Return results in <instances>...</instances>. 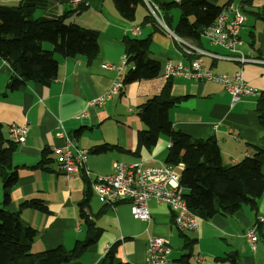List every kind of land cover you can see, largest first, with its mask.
I'll return each instance as SVG.
<instances>
[{"label":"crops","instance_id":"1","mask_svg":"<svg viewBox=\"0 0 264 264\" xmlns=\"http://www.w3.org/2000/svg\"><path fill=\"white\" fill-rule=\"evenodd\" d=\"M82 1L86 3L84 7L74 5L73 0H0V6L21 4L31 8L33 18H57L67 13V23L98 32L99 53L90 64L82 56L64 59L53 54L50 43L41 44L43 52L53 54L58 64L57 76L48 86L25 83L16 90L7 91L6 85L13 73L0 60L2 135L9 139L10 124H26L28 127L26 141L17 144L12 155L17 181L10 190L9 204L3 208L15 212L19 203L29 199L41 201L46 208L45 213L32 209L20 212L22 225L36 231L31 252L41 253L56 247L71 250L77 241L84 240L85 217L81 211L86 207L91 214L88 220L97 228L98 238L78 259L65 264H100L105 247L113 244H117L116 263L147 264L145 250L150 236L167 242L170 247L168 264H179L178 260L185 253L182 236L194 240L191 264H264V193L257 201V216L247 205H242L232 216L215 215L209 220L198 218L197 230L183 233L174 225L173 213L163 204L149 201V219L142 223L131 218L126 201L110 207L91 194L88 180L81 170L71 178L63 179L57 168L56 155L52 153L53 148L62 149L65 145L63 139L56 137L60 127L78 149L89 151L100 145L118 148L101 155L88 153L85 167L93 175L111 174L116 162L164 163L170 144L165 135H160L151 149L139 147L137 150V135L145 128L136 113L147 99L159 95L165 85L171 97L180 98L168 113L172 128L194 139L214 138L223 165H233L247 157L250 152L248 144H256L260 138L254 123L259 96L246 97L232 105L230 95L215 83L196 82L184 77L164 78L165 62L186 66L189 56L183 55L177 42L155 19L143 22V18L150 14L145 5L137 6L135 20L129 22L118 14L111 0ZM206 1L220 5L225 0ZM251 11L264 18V0H253ZM243 14L245 21L240 31L238 51L246 57L264 61V21L252 13ZM172 20L171 29L178 20L174 13ZM135 28L139 29L137 35L133 34ZM146 37L150 39V56L162 64L160 76L124 86L121 93L102 108H90L86 117L76 119L86 102L102 94L109 85L113 71L103 68V64L119 61L125 54L126 39ZM191 45L208 54H229L204 37L198 44ZM200 59L211 73L232 76L240 72L247 85L264 92V62L240 64L208 55ZM44 151L47 164L35 168L43 159ZM173 170L179 174L178 169ZM2 198L0 183V203ZM257 217L262 218V222L257 224V242L253 247L245 232L255 225Z\"/></svg>","mask_w":264,"mask_h":264},{"label":"trees","instance_id":"2","mask_svg":"<svg viewBox=\"0 0 264 264\" xmlns=\"http://www.w3.org/2000/svg\"><path fill=\"white\" fill-rule=\"evenodd\" d=\"M111 1L118 14L129 22H134L137 6L145 5L143 0ZM252 2L225 0L220 5H212L206 0H179L155 3L160 9L162 21L169 29L171 12L177 9L179 17L171 29L172 33L191 44H198L203 29L209 27L228 4L236 3L243 13H252L264 21V18L251 11ZM67 15L33 18L31 8L21 4L15 7L0 6V60L13 73L6 85L7 91L16 90L25 83L48 86L57 76L58 64L53 54L64 59L82 56L87 64L96 59L99 53L98 32L67 23ZM153 19L148 14L143 22ZM42 43H50L53 54L43 52ZM124 44L129 67L122 79L123 86L160 76L162 64L150 56L149 37L129 38ZM179 101L180 98L169 95L168 86L165 85L159 95L147 99L137 108L136 115L145 128L137 135V150L139 147L149 150L155 146L160 135L166 136L170 145L164 163L178 169L179 185L184 192L186 206L199 219L209 220L215 215L232 216L242 205H247L257 216V201L264 193V92L257 100L254 113L259 141L248 144L250 152L247 157L228 166L221 163L219 146L214 138L194 139L172 128L168 113ZM16 147L17 143L3 137L0 126V183L3 188L0 203V264H65L78 259L98 238L99 233L92 221L85 218L86 237L77 241L71 250L56 247L32 253L31 245L36 231L22 225L20 212L32 209L45 213V206L39 200L29 199L19 203L15 212L3 208L9 204L10 190L17 181V168L12 163ZM112 150L118 148L100 145L88 152L101 155ZM44 157L45 151L43 159L35 168L47 164ZM87 184L90 191L88 181ZM255 224H259L257 220ZM182 238L185 253L178 263L191 264L194 240L185 239V236ZM116 247L117 244L110 245L100 264H127L115 262Z\"/></svg>","mask_w":264,"mask_h":264},{"label":"built area","instance_id":"3","mask_svg":"<svg viewBox=\"0 0 264 264\" xmlns=\"http://www.w3.org/2000/svg\"><path fill=\"white\" fill-rule=\"evenodd\" d=\"M152 17L160 24L161 28L172 37L185 56H189L188 65L167 61L163 65V76L166 79L184 77L193 81H209L221 87L230 95L233 105L250 96H260L262 92L247 85L240 72L232 76L226 74H213L202 64L201 57L208 55L215 59L233 60L240 64H261L257 58L246 57L238 51L240 45V31L245 21V16L239 7L228 4L221 9L213 23L204 28L201 37L207 39L211 44L220 46L229 52L228 56L208 54L203 50L195 48L190 42L184 41L168 30L161 18V12L155 2L143 0ZM176 1L179 0H169ZM74 5L85 6L82 0H73ZM139 29L135 28L133 34L137 35ZM127 57L123 54L116 64H104L103 68L113 71V76L106 90L99 96L86 102L84 110L75 116L80 119L87 116V110L102 108L108 101L118 96L123 90L122 79L128 68ZM214 129L216 125L213 126ZM28 127L24 125L10 124L8 126L9 139L17 144H24ZM56 137L64 140L62 149L53 148L52 153L56 155L57 168L64 180L71 178L78 171H82L89 182L91 194L104 202L106 206L113 207L118 202L126 201L129 213L133 220L146 223L149 219L148 202L155 201L169 208L173 213V222L177 229L192 232L197 230L198 217L186 206L184 193L179 185V174L173 168L162 162L142 163L135 162L126 164L116 162L113 164L112 172L106 176L93 175L86 167L85 162L88 151L78 149L72 139H69L60 127ZM170 145V144H169ZM86 219L91 214L86 207L81 211ZM258 223L262 218H256ZM257 224L248 228L245 237L251 246H255ZM110 248L105 247V252ZM170 247L161 238L150 236L147 240L145 250V261L147 264H168ZM194 259L198 260L197 257Z\"/></svg>","mask_w":264,"mask_h":264},{"label":"rangeland","instance_id":"4","mask_svg":"<svg viewBox=\"0 0 264 264\" xmlns=\"http://www.w3.org/2000/svg\"><path fill=\"white\" fill-rule=\"evenodd\" d=\"M173 13L175 14V15H177V19H178V16H179V11L177 10V9H174V10H172V12H171V20H172V18H173ZM172 22H173V20H172ZM141 39V38H140ZM104 65V64H103ZM89 153V152H88ZM88 156V155H87ZM183 233H187L186 231H184Z\"/></svg>","mask_w":264,"mask_h":264}]
</instances>
